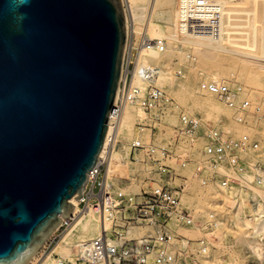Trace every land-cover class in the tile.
<instances>
[{"label":"water","instance_id":"obj_1","mask_svg":"<svg viewBox=\"0 0 264 264\" xmlns=\"http://www.w3.org/2000/svg\"><path fill=\"white\" fill-rule=\"evenodd\" d=\"M0 0V264H30L103 152L127 44L122 0ZM27 218L17 223L15 217Z\"/></svg>","mask_w":264,"mask_h":264},{"label":"built area","instance_id":"obj_2","mask_svg":"<svg viewBox=\"0 0 264 264\" xmlns=\"http://www.w3.org/2000/svg\"><path fill=\"white\" fill-rule=\"evenodd\" d=\"M126 9L131 19L128 6ZM135 28L136 25L131 22L120 87L109 120V129L112 126L113 131L117 129L126 106L138 98L139 91L133 86V77L141 51L158 46L146 37L144 31L136 39L138 33ZM158 73L156 67H145L139 72L140 77L145 80L156 78ZM200 88L202 92L215 96L220 103L235 111V122L242 128L264 122L263 108L255 106L246 96L247 92L243 87L233 90L226 84L203 82ZM173 107L174 101L161 90H151L142 99L145 116L138 120V135L131 145L129 159L132 164L139 165L145 175L139 193H127L122 188L133 182L126 176L125 170L122 171L120 185L116 186L109 181L110 156L118 148V143L111 137L105 157L99 160L98 166L90 174V187L80 200L82 212L93 211L100 217L101 234L92 241L78 245L75 262L64 261L56 256V264H189V261L199 264L209 255L207 239H190L183 232L212 228L218 219L211 214L204 222L199 223L190 210L185 209L182 194L186 189V178L180 176L172 164L175 157L171 146L161 145L158 141L164 119ZM201 124L200 120L183 114L181 128L174 142L178 143L185 137L195 135L201 130ZM262 131L264 132V127ZM147 134H150L149 142L144 139ZM206 142L203 155L211 161L213 173L206 174L208 169L205 165L199 167L197 176L203 186L216 184L218 180L223 181L226 186L237 183V178L248 172L251 162V159L246 158L248 154L263 151L262 142L252 135L245 133L236 139L228 136L224 127L211 130L206 136ZM220 165L232 169L237 177L221 179L216 173ZM181 166L185 168L187 162H182ZM177 180H181L184 185L174 186ZM72 222L73 219L64 221L61 229L69 228ZM131 230L139 231L140 234L133 235Z\"/></svg>","mask_w":264,"mask_h":264},{"label":"bare ground","instance_id":"obj_3","mask_svg":"<svg viewBox=\"0 0 264 264\" xmlns=\"http://www.w3.org/2000/svg\"><path fill=\"white\" fill-rule=\"evenodd\" d=\"M122 1L126 13L128 38H130V23L133 22L134 26H143L146 37L156 42L158 46L147 47L141 51L133 77V86L139 91L138 98L123 110L117 129L113 131L111 126L108 131L105 147L99 160L105 157L106 148L111 137H114L117 143H122L125 139H132L128 144L122 143L124 148L120 152L117 151V148L111 154L109 160L110 182L120 169L129 162L131 145L138 135L135 123L145 114L142 109V99L151 90L156 88H159L157 90H167V93L174 96L191 115L199 111L221 110L220 104L212 95L202 92L201 88L200 90L197 87L194 88L192 79H188L178 91L173 90V78L171 74L162 69L160 64L163 60L170 59L174 53H181L178 51V47L182 46L183 42L192 43L195 52L201 55L204 61L215 67L216 71L208 78H211L216 84H220V78L225 76L226 65L233 60L226 52L234 48L238 49L239 44L242 42L234 34V24L237 21H242L243 24L254 22L252 31L244 38L248 41V45H252L256 50H261L264 53V4L260 0H238L237 7L239 8L237 10L244 7L245 10L251 12L240 18L236 17L237 13L234 12L237 10L230 7L229 0H176L175 5L172 4V0ZM222 4L224 8H221ZM127 6L131 19L128 16ZM184 35L189 36L184 37ZM251 60L247 61L249 65L243 63L240 68L246 84L257 90L260 88L259 85L262 82L264 73L259 70V67L254 66L257 65L256 61ZM145 67H156L159 70L157 77L152 80L142 79L139 72ZM204 82L208 81L205 80ZM192 118L200 120L202 123L201 119ZM224 130L229 132L225 127ZM249 133L252 132L249 131ZM263 157L264 145L262 152H250L249 158L253 159V162L248 165V172L237 178V183L226 186L221 181L216 185L222 199L235 209L240 216V222L245 228L244 245L250 261L256 264H264V166L260 164V162L264 163ZM222 166L225 165H220L219 169L223 170ZM232 172L235 174L233 170ZM89 187L90 183L87 184L86 190ZM74 199L70 202L74 207L71 218L73 219L72 224L54 250L38 264H56V256L64 261L75 262L78 245L100 236V217L93 211L82 212L80 200L74 202ZM183 201L187 208L191 209V203L186 199ZM219 226L220 223L216 222V225L212 228H205L204 231L209 241L213 236L216 237ZM131 234L138 235L140 233L131 230ZM40 255L41 253L30 264L34 263ZM189 264L198 263L189 261ZM219 264H236V262L231 258L220 259Z\"/></svg>","mask_w":264,"mask_h":264},{"label":"rangeland","instance_id":"obj_4","mask_svg":"<svg viewBox=\"0 0 264 264\" xmlns=\"http://www.w3.org/2000/svg\"><path fill=\"white\" fill-rule=\"evenodd\" d=\"M260 1L264 4V0ZM229 2L230 7H233L235 10L239 8L237 7V4H239L238 0H229ZM175 3L176 0H172V4L175 5ZM221 8H224L223 4ZM234 13H237L236 17L240 18L247 16L251 12L245 10L244 7H240V10H237ZM253 24L254 22L251 24H243L242 21H237L234 24V34L237 36V39L241 40L243 43L241 42L239 44L238 49L234 48L226 52L227 55L231 57V60H233L231 63L226 65L224 70L225 76L220 78V84H226L233 90L243 87L246 89V96L253 101L255 106H261L264 111V75L262 82L259 85L260 88L255 90L246 84L240 68L243 63L249 65V62L247 61H252L251 59H254L257 64L254 66L259 67V70L264 73V53L261 52V50H256L252 45H248V41L244 38L245 35L247 37V35L252 31ZM135 30L138 31H136L138 33L136 34V39H139V34L144 31V28L140 25L136 26ZM188 36L189 35H184V37ZM178 48V51L181 53H174L170 59L163 60L160 64L165 72L171 74L173 78V90L178 91L188 79H192L194 81V88L197 87L199 90L201 84L205 80L208 81L207 83H216L212 81L211 78H208L209 75H213L216 71L215 67L204 61L201 55L195 52L192 43L183 42L182 46L180 45ZM163 91L167 93V90ZM169 97L174 101V107L168 112L164 119L163 128L158 136V141L161 145L168 147L171 146V151L175 157L172 164L177 173L186 178V189L182 194L183 206L185 209H188L183 201L184 199L191 203L192 207L188 210H190L196 221L199 223L204 222L211 214H214L218 219L217 222L220 223V226L217 229L216 237L213 236L211 239L213 241H209L206 237V232H204L205 229L190 230L188 232H183V234L194 240H202L204 238L208 240V247L210 249L209 255L202 259L199 264H219L220 259L230 258L234 259L236 264H256L250 261L247 254L244 245L245 228L240 222V216L235 209L222 199L217 189L216 185L218 182H221V180H218L216 184L210 183L208 186H203L202 181L197 176V171L199 167L205 165L208 169L206 174L213 173L211 161L203 155V149L207 143L206 136L211 130L219 127H225L229 131L227 132L228 136H232L236 139H239L245 133L250 134L249 131H251L252 133L250 135H252L253 138L260 140L264 145V132L262 131L264 122L260 125L242 128L235 122L237 113L221 104L215 96L213 97L220 104L221 110H209L208 112L199 111L192 115L187 112V109L182 106L174 96L169 95ZM183 114L201 119V130L197 134L192 135L191 137H185L180 142L175 143L174 141L178 135V130L181 128V116ZM142 116L144 117L145 114ZM137 123L138 122L135 123L136 127ZM144 139L146 142H149L150 134H147ZM130 140L132 139H125L122 143L128 144ZM122 143H118L117 151L119 152L124 148ZM249 155L250 153L246 158H249ZM182 162H187V166L185 168L181 166ZM251 162H253V159H251ZM260 164H263L264 166V163L260 162ZM222 167L224 171L219 169V167L216 170V173L222 177L221 179L235 177L232 170L225 166ZM123 170L127 171L126 176H129L133 182L129 186H122V188L127 193H139L142 181L145 178L142 168L129 161L126 166L122 167L118 174L111 180V182L116 186L121 184L120 179L122 177ZM181 185H184L181 180H177L174 183V186L179 187ZM67 230L68 227H65L57 232V234L51 239L52 241L48 247L44 249V252H41V255L32 264H38V262L44 260L61 241Z\"/></svg>","mask_w":264,"mask_h":264},{"label":"clouds","instance_id":"obj_5","mask_svg":"<svg viewBox=\"0 0 264 264\" xmlns=\"http://www.w3.org/2000/svg\"><path fill=\"white\" fill-rule=\"evenodd\" d=\"M30 3V0H9V10L13 14L14 20L19 27L23 24L26 19V13L22 12L21 9L26 7ZM11 212V209L0 210V215L7 216ZM26 216L21 213L19 216L15 217L17 223L26 220Z\"/></svg>","mask_w":264,"mask_h":264}]
</instances>
